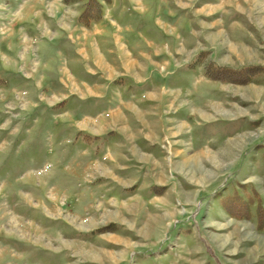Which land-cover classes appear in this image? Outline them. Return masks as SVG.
<instances>
[{
    "label": "rangeland",
    "instance_id": "obj_1",
    "mask_svg": "<svg viewBox=\"0 0 264 264\" xmlns=\"http://www.w3.org/2000/svg\"><path fill=\"white\" fill-rule=\"evenodd\" d=\"M84 2L0 0V264H264V0Z\"/></svg>",
    "mask_w": 264,
    "mask_h": 264
},
{
    "label": "trees",
    "instance_id": "obj_2",
    "mask_svg": "<svg viewBox=\"0 0 264 264\" xmlns=\"http://www.w3.org/2000/svg\"><path fill=\"white\" fill-rule=\"evenodd\" d=\"M66 3L77 2L81 0H64ZM111 0H85L81 6V12L76 18L77 24L83 27H89L90 25L97 23L102 18L104 6L110 5ZM251 72H241L243 75L242 82L249 81L250 75L259 76L264 79V67H252ZM240 73V72H238ZM249 75V76H248ZM215 79V77H212ZM223 210L231 217L235 219H252L255 220V227L257 231H264V205L257 197V194L253 192L251 196L242 198L240 195L232 194L227 198H223L220 201ZM254 207L251 212V207Z\"/></svg>",
    "mask_w": 264,
    "mask_h": 264
},
{
    "label": "crops",
    "instance_id": "obj_3",
    "mask_svg": "<svg viewBox=\"0 0 264 264\" xmlns=\"http://www.w3.org/2000/svg\"><path fill=\"white\" fill-rule=\"evenodd\" d=\"M128 0H111V3H110V5H108L107 7H106V9H112L114 6H116L117 7V10L118 9H120V8H122L123 7V5H121L122 3L123 4H126V2H127ZM131 14V13H130ZM121 15H122V13H121ZM126 65H127V67L125 66V70L126 71H130L129 69H131V68H129V63H126ZM131 65V64H130ZM133 85H136V84H133ZM134 87H136L137 89H138V87H140V86H134ZM139 91H141L140 89H138ZM138 91V92H139ZM89 99H91V100H93V101H101L102 100V97H92V98H89ZM115 115H113V116H111V117H114ZM87 134V133H86ZM103 139H105V138H103ZM100 144H104V141L103 142H100Z\"/></svg>",
    "mask_w": 264,
    "mask_h": 264
}]
</instances>
